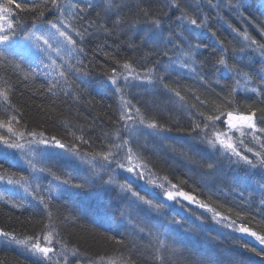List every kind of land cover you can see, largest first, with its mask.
<instances>
[{"label": "snow or ice", "instance_id": "1", "mask_svg": "<svg viewBox=\"0 0 264 264\" xmlns=\"http://www.w3.org/2000/svg\"><path fill=\"white\" fill-rule=\"evenodd\" d=\"M208 3L214 8L220 7L219 4H213L212 0H208ZM165 4L168 9L175 8L180 11L176 21H171L169 18L167 28L164 26V18L152 10L150 0H135L136 13L134 18L121 15L124 8L127 7L123 0H98L95 4L92 0H84L83 3L81 0H39V2H32L31 4L28 0H3L0 2V45H11L16 36L17 28H21L20 21L10 18L18 15L14 11L15 9L19 12L31 11L34 13L30 26L33 31L21 29V35L25 40L36 36V29L52 30L61 38L58 43L67 49L69 57L73 52L86 56L85 43L100 32L105 37H113L114 42L119 39L128 47H139L131 39L124 41L123 35H128V31L138 23H147L150 27L140 37V40L145 47L150 46L148 55L157 57L152 67L142 65V71H138L134 64L129 61L122 64L116 61V68L104 71L103 75L108 83L101 86L109 89L118 97V107L112 118L114 128L111 132L104 133L99 151L93 148L91 135L86 138L84 128L78 125H69L65 122L66 136L64 137L46 135L43 130L29 128L28 124L23 121V112L12 101L16 86L11 84L8 79L0 76V81H2L0 84V109H3L5 114L4 118L0 119V182L23 188L32 200L37 201L43 208V218L37 221L40 227L31 235L19 238L14 231L0 229V239L6 243L22 246L35 258L33 264H84L85 258L81 256L80 249L76 246L70 247L62 235L63 227L75 225L79 216L55 213L51 207L52 200L56 195L66 196L70 193L74 197L76 194L74 190L116 184L114 174L117 169H123L132 174L133 180H144L146 184H155V187L162 190L163 200L146 199L139 191L133 189L132 180H128L118 185L125 193L123 199L127 200L126 206L123 209L119 207L115 209L121 217L128 221L133 232L138 230L140 233H146L148 237L154 238L158 255H154L153 259L158 260L159 264H171V261L166 259L164 252H170L175 257L179 249L174 245L179 244L180 241L170 235L171 229L169 233H161L159 228L146 224L142 217L136 214L144 210L141 205L146 206L148 211L164 217L166 215L165 209L168 207L166 201L174 202L182 209L185 208L182 201H186L188 204L196 205V207L204 210L201 213L188 210L189 215L194 217L197 222L191 225L192 230L210 233L212 231L211 225L215 224L218 226L217 235L223 239H232L237 246L247 247V245H240L236 237L221 233L218 229H229L232 233L254 237L261 245H264V235H258L257 232L252 231L242 222L245 219L243 211L232 207H227L221 211L220 209L224 206L214 204L211 196L208 202L197 199L195 195L182 190L180 184L169 182L166 179L162 183H155L152 179L146 178L144 170L146 166L139 164L143 157L136 150L139 147L138 138L145 136L160 137L161 141L169 140L171 138L164 133L170 132L171 129L160 124L155 115L150 114L147 110H142L141 107L133 103L127 97L126 90L130 86H135L134 81H139L150 85L158 83L164 90L174 91L169 88L164 75L160 73H166L169 69L175 70L177 67L183 71L191 72L201 81L205 79L204 75L201 74L203 64L198 65L197 61L207 45L203 44L197 30L208 27L207 18L198 20L192 15H188L181 8L179 0H165ZM101 6H103V11H97L96 16L101 17L103 15L104 19L102 21L92 20L88 13ZM227 6L232 9L241 7L234 0H229ZM47 13H51L52 18H46ZM177 28L179 31L176 30ZM166 32L167 36L165 35ZM212 35L215 36V32ZM241 35L244 41L248 42L241 47V53L245 47L257 45L264 54V44L251 39L247 33H241ZM36 39H43V36H36ZM44 43L47 45L49 41L44 40ZM218 43L219 49H213V51L219 54L215 57V64L211 71L228 72L235 79L236 86L243 84L245 91H251L264 97V91L259 87L252 86L251 74L244 72L238 66L237 57H229L223 42L218 41ZM37 48L41 53L44 51V49L39 48V45ZM60 50L58 47L57 52L59 53ZM3 56L4 53L0 52V57ZM160 58H166V62L162 66H160ZM229 60L232 63H229ZM44 66L49 67L48 64ZM157 66H160L159 72ZM7 67V64L0 61V68L6 69ZM13 68L16 69L18 78L22 83L35 78V72H24L22 65H13ZM86 69L87 65L78 57L76 64L68 63L67 69L63 65L59 68H53L56 75L48 74L51 77L48 81V93L52 96L63 94L66 97L71 96L73 100H80L83 93L80 91L79 85H75L70 79V73H82L83 76H87L89 73ZM261 71L264 72V68ZM261 80L264 81V76H261ZM84 83L85 81L81 79L80 84ZM238 90V87H234L231 93L226 94L222 102L216 106L215 111L207 115L204 112L194 114L200 119H193L189 137L208 149L211 158L201 157L197 159L198 153L193 152L192 149L182 151L181 155L201 169L202 182L220 183L223 179L221 170L223 162H227L230 168L235 166L233 174L228 178L230 181L226 185L228 190L231 192L239 189L241 197L245 192H248L250 200L252 196L258 194L260 205L264 206V171L261 172L259 179L252 171L258 168L264 169V107L259 109L249 107L246 112L232 110L233 94ZM174 95L180 101H184V97L180 95L179 91H174ZM196 99L200 100L199 97ZM88 103H92V101H88ZM200 103L204 104L206 101H200ZM261 103H264V99L261 100ZM188 107L191 110L195 105ZM225 108L229 110L225 111ZM48 111L51 113L55 109L52 108ZM258 111L260 112L259 116L257 115ZM217 122L226 125V129L222 131ZM191 133L197 135L191 136ZM236 133L239 134L238 138H234ZM245 137H251L247 144ZM249 144L252 146H248ZM85 145L90 151H83ZM180 147L183 148V145ZM247 153H251L254 159L250 158ZM14 154H17L31 169L33 174L31 179L23 174L17 178V173L11 171V164L5 167V164L9 163ZM50 160L58 162L66 160L68 166L63 169L56 168L55 165L49 164ZM134 160L137 161L136 164L133 163ZM73 161L78 163H73ZM80 164L88 165V170L82 171ZM242 165L247 166L243 174L239 171ZM37 172L47 173L55 182V188L51 185L48 188V197L42 194L43 190L39 183L35 187L32 185V180L38 179L35 176ZM105 175L108 176V179H105ZM151 175L153 174L149 172V176ZM181 183H186V181ZM129 193L130 198L127 196ZM0 199H5L4 193H0ZM6 202L11 203L12 207H22V205L9 200ZM204 212L210 215L205 216ZM187 223L186 217L180 219L172 217L167 220V225H177L181 228H184ZM167 225L162 222L160 227ZM108 230H111V225H109ZM102 235L104 234L102 233ZM104 238L106 241L121 246L117 249L120 255L108 258L106 264H136V257L132 251L133 244L127 243L123 236L117 238L115 235H105ZM211 238L215 240L216 237ZM167 241H171V245ZM248 251L254 252L256 256L264 259V249L256 251L254 248H248ZM87 264H105V257H99L98 261L87 258ZM193 264H212V262L199 260L194 261Z\"/></svg>", "mask_w": 264, "mask_h": 264}, {"label": "trees", "instance_id": "2", "mask_svg": "<svg viewBox=\"0 0 264 264\" xmlns=\"http://www.w3.org/2000/svg\"><path fill=\"white\" fill-rule=\"evenodd\" d=\"M28 2L31 4L39 2V0H28ZM81 2L83 3L84 0ZM92 2L95 4L98 0H92ZM228 2L229 0H212L213 4L220 5L219 8H214L208 3V0H179L181 8L188 15H192L198 20L207 18L208 25L205 29L197 30L203 44L207 45L197 61L198 65L203 64L201 74L205 79L201 81L196 75L178 67L175 70L169 69L166 73H160L164 75L169 88L179 91L180 95L184 97V101H180L174 95V91L164 90L158 83L150 85L145 82V86L141 85L139 81L133 82L135 86H130L126 90V95L142 110H147L150 114L155 115L160 124L171 129L170 132L164 133L171 138L169 140L161 141L160 137L145 136L138 138L139 147L136 150L143 157L139 164L146 166L144 169L146 178L152 179L155 183H162L165 179L172 183H178L182 190L205 202H208L211 196L214 204L224 206L220 209L221 211L227 207L239 209L245 213V219L242 222L258 235H264V206L260 205L258 194L252 196L250 200L248 192H245L241 197L239 189L230 192L226 187L230 183L228 178L233 174L235 166L230 168L227 162H223L221 165L223 179L220 183L202 182L201 169L181 155L182 151L192 149L193 152L198 153L197 159L211 158L208 149L189 137L193 119H200L194 114L204 112L207 115L215 111L216 106L222 102L226 94L232 92L234 87H238L239 90L233 94L232 110L246 112L249 107L253 109L264 107V103H261L264 97L251 91H245L243 84L236 86L235 79L231 74L224 71H211L215 64V57L219 54L213 49H219L218 41L223 42L227 55L229 57L236 56L238 66L244 72L251 74L252 86L259 87L264 91V81L261 80V76H264V72L261 71L264 68V54L257 45L245 47L244 51L240 52L241 47L248 43L244 41L241 33H247L251 39L264 44V0H234L241 5L239 9L228 7ZM123 3L127 7L124 8L121 15L134 18L135 0H123ZM150 5L154 12L164 18L165 28L168 27L169 18L171 21H176V17L180 15L179 9L166 8L165 0H150ZM14 11L18 15L10 18L20 21L21 28H17L11 45H0V52L4 53V56L0 57V61L8 65L6 69L0 68V76L16 86L12 101L23 112V121L28 124L29 128L43 130L46 135H57L58 137L66 136L65 122L69 125L81 126L84 128L86 138L91 135L93 148L99 151L104 133L111 132L114 128L112 118L118 107V97L109 89L101 86L108 83L103 73L105 70L116 68V61L121 64L125 61L132 62L138 71H142V65L153 66L157 57L148 55L150 46L145 47L140 40L150 25L141 22L128 31V35L122 34L124 41L131 39L139 45L136 48L128 47L119 39L114 42L113 37H105L100 32L85 43L86 56L73 52L69 57L67 49L58 43L61 40L60 37L55 46L44 45L40 48L44 49L42 53L39 51L32 55L17 46H20L25 40L21 35V29L33 31L30 26L34 13L31 11L19 12L15 9ZM97 11L102 12L103 6L90 11L88 16L92 20L102 21L104 17L103 15L97 17ZM46 18H52V14L47 13ZM37 30L46 32V29H36L35 31ZM176 30L179 31L178 28ZM93 31L95 32V30ZM213 32H215V36L212 35ZM165 35L167 36V32ZM58 47L61 49L59 53L57 52ZM77 57L84 61V64L87 65L86 71L89 73L87 76H83L82 73H70V79L75 85H79V89L83 93L82 98L77 101L73 100L71 96L66 97L63 94L52 96L47 91L48 81L51 79L48 74L51 73L55 76L53 68L63 65L67 69L69 62L76 64ZM160 59V66H162L166 62V58ZM53 62L55 63L53 64ZM229 63L232 61L229 60ZM16 64L22 65L24 72L34 71L35 78L22 83L16 69L13 68V65ZM45 64H48L49 67L46 68ZM160 66H157L158 72ZM81 79L85 81L84 84H80ZM25 85L27 86L25 87ZM196 97H199L200 100L198 101ZM88 101H92V103H88ZM200 101H206V103L201 104ZM189 105H195V107L189 110ZM52 108L55 111L49 113L48 110ZM224 110L229 109L225 108ZM257 115H260L259 111ZM4 116L3 109H0V119H3ZM217 123L222 131L226 129V125ZM196 135V133H191V136ZM238 137L239 134L236 133L234 138ZM244 139L247 144L251 137ZM181 145L183 148L180 147ZM83 151L90 150L85 145ZM247 155L253 158L251 153H247ZM133 163L136 164L137 161L134 160ZM9 164H11V171L17 173V178L21 174L30 177V171L17 160L15 155L9 163L5 164V167H8ZM66 166L67 164L64 168ZM245 168L247 166H241L239 169L241 174L244 173ZM252 171L259 179L264 169L258 168ZM149 172L153 175L149 176ZM50 178L51 187L55 188V182L52 177ZM105 179L107 178L105 177ZM182 181H186V183H181ZM125 182V178L119 176L118 183ZM142 182L141 187L137 183H132L133 189L140 190V194L144 195L146 199L158 200L154 199L150 190L142 189L143 186L147 185L148 187L149 185L143 180ZM42 190V194L48 197V188L46 190L44 186ZM74 192L76 193L74 197L71 193L66 196L56 195L52 200L51 207L59 215L75 214L79 216L75 225L63 227L62 235L70 247L76 246L80 249L81 256L85 258L84 264H87V258L98 261L99 257H105L106 264L108 258L120 255L117 249L121 246L106 241L105 235H115L117 238L123 236L127 243L133 244L132 251L136 257V264H159L158 260L153 259L154 255H158L154 238H150L146 233H140L138 230L133 232L128 221L115 211L117 207L123 209L127 203V200L123 199L125 193L122 190L119 191V186L111 190L107 185L92 186L85 190H74ZM0 193H4L5 197V199H0V229L14 231L19 238H23L26 235H31L40 227L37 221L43 218V208L37 201L25 195L20 196L19 192L7 193L0 189ZM127 196L130 198V193ZM6 200L18 203L22 207H12L11 203ZM182 203L185 205L183 209L178 204L168 205L164 217L148 211L143 205L141 207L144 210L136 213L142 217L146 224L159 228L161 233H169L171 229L170 235L180 241L179 244L174 245L179 249L175 257L170 252H164L166 259L171 261V264H193L194 261L199 260L211 261L212 264H264V259L256 256L254 252L248 251V248L261 251L264 249V245L260 246L240 233H232L231 230L224 228L218 229L221 233L236 237L240 245H247V247L237 246L232 239H223L217 235L218 226L215 224L211 225L210 233L192 230L191 225L197 222L194 217L189 215L188 210L197 213L204 210L196 205L188 204V202L182 201ZM204 215L209 216L210 214L204 212ZM172 217L177 219L186 217L188 223L184 228L167 225V220ZM162 222L167 226L160 227ZM109 225H111V230H108ZM213 236L216 237L215 240L211 238ZM167 242L170 245L172 243L171 241ZM33 261L34 257L22 246L4 243L0 239V264H33Z\"/></svg>", "mask_w": 264, "mask_h": 264}, {"label": "rangeland", "instance_id": "3", "mask_svg": "<svg viewBox=\"0 0 264 264\" xmlns=\"http://www.w3.org/2000/svg\"><path fill=\"white\" fill-rule=\"evenodd\" d=\"M35 32H36V36H43V39L37 40L36 36H33L32 38H30L28 40H23L21 45L17 46V47H20L21 50H23L25 52H28V53L33 55V54H36V53L39 52V49L37 48V45H39V48H42L44 45L45 46H47V45L48 46H51V45L55 46L56 43H57V39L59 38V36L57 34H55L54 31H52V30H47L46 29V32H40V31L37 30ZM44 40H48L49 44L46 45L44 43ZM141 85H145L146 86V83L145 84L141 83ZM14 155L17 157V160H19L27 168V170L30 171L31 174H30L29 179H31V177L33 175L32 172H31V169L28 167V165L23 160H21L19 158V156L17 154H14ZM73 163H78V162L77 161H73ZM49 164L55 165L56 168H61V169H63L66 164L68 166V163H67L66 160H62V161H59V162L58 161H54V160H50ZM79 166H80L82 171H87L88 170V165H86V164H80ZM35 176L38 179L32 180L33 187H35V185L37 183H39L41 189L45 186L46 190H47V188H49V186L52 184L51 178H50L51 176L48 175L47 173H39V172H37V173H35ZM119 176H123V178H125L126 181L132 180V183H137V185H139V187H141L143 185L142 180H133L132 174L127 173L123 169H117L116 173L114 174V179L117 181V183L113 184V185H107L109 190H111V189H113L115 187H118V185H119V183H118ZM105 177L108 179L107 175H105ZM0 189H2L4 192H7V193H10V192L18 193L19 192L20 196H24L25 195L26 197H31L24 191L23 188H21L19 186L9 185L6 182H0ZM142 189L143 190H150L152 192L153 197H154L155 200L156 199L163 200L162 190L157 188V187H155V185L149 184L148 187H147V185H145V186L142 187ZM143 190H142V192H144ZM119 191L121 192L120 188H119ZM183 202H186V201H183ZM168 205L173 206V205H175V203L171 202V204L168 203ZM241 235H243L246 238H249L250 240L256 242L257 244H259L261 246L259 241H257L254 237H250V236H247L245 234H241ZM4 243H6V242H4Z\"/></svg>", "mask_w": 264, "mask_h": 264}, {"label": "bare ground", "instance_id": "4", "mask_svg": "<svg viewBox=\"0 0 264 264\" xmlns=\"http://www.w3.org/2000/svg\"><path fill=\"white\" fill-rule=\"evenodd\" d=\"M78 198H79V197H78ZM78 198H77V199H78ZM166 203H169V204H171V202H166ZM34 259H35V258H34Z\"/></svg>", "mask_w": 264, "mask_h": 264}, {"label": "water", "instance_id": "5", "mask_svg": "<svg viewBox=\"0 0 264 264\" xmlns=\"http://www.w3.org/2000/svg\"><path fill=\"white\" fill-rule=\"evenodd\" d=\"M167 202H170V201H167Z\"/></svg>", "mask_w": 264, "mask_h": 264}]
</instances>
